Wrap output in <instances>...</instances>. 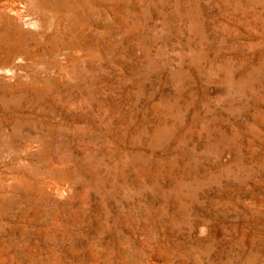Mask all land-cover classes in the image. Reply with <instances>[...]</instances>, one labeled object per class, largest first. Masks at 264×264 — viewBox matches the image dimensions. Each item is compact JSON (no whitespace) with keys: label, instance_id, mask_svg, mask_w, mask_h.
Segmentation results:
<instances>
[{"label":"rangeland","instance_id":"374dc122","mask_svg":"<svg viewBox=\"0 0 264 264\" xmlns=\"http://www.w3.org/2000/svg\"><path fill=\"white\" fill-rule=\"evenodd\" d=\"M44 2L0 47V264H264V0Z\"/></svg>","mask_w":264,"mask_h":264},{"label":"bare ground","instance_id":"6f19581e","mask_svg":"<svg viewBox=\"0 0 264 264\" xmlns=\"http://www.w3.org/2000/svg\"><path fill=\"white\" fill-rule=\"evenodd\" d=\"M30 4L37 5L39 8L44 7V0H29ZM28 10V9H27ZM21 13L20 9L15 5V0H0V21L7 22L8 25L4 27L0 26V47L1 43L8 41L10 42L11 29L10 24H12L15 16H19ZM33 13V12H32ZM24 49V48H23ZM9 56H13L14 49L11 47L8 49Z\"/></svg>","mask_w":264,"mask_h":264}]
</instances>
